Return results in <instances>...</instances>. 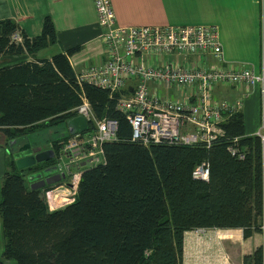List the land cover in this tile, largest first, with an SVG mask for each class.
<instances>
[{
  "label": "trees",
  "instance_id": "16d2710c",
  "mask_svg": "<svg viewBox=\"0 0 264 264\" xmlns=\"http://www.w3.org/2000/svg\"><path fill=\"white\" fill-rule=\"evenodd\" d=\"M17 29L21 41L12 38ZM55 41L49 16L33 36L15 19L0 18V55L31 56L0 64L5 144L12 147L16 137L61 122L64 127L50 140L54 149L71 135L63 129L77 115L81 88L97 117L117 119V139L103 143L104 162L82 171L75 199L54 210L46 207L42 188H30L26 178L54 158L18 168L9 150L0 185L3 258L16 264H182L186 231L240 228L243 238L263 235L262 243L242 255V264H264V143L258 134L245 133L242 111L220 123L224 132L208 147L130 140V124L116 107L120 91L110 96L77 82L68 58L76 47L36 55ZM235 136L242 158L227 149ZM203 160L209 161L208 179L193 177Z\"/></svg>",
  "mask_w": 264,
  "mask_h": 264
},
{
  "label": "built area",
  "instance_id": "2783aa9c",
  "mask_svg": "<svg viewBox=\"0 0 264 264\" xmlns=\"http://www.w3.org/2000/svg\"><path fill=\"white\" fill-rule=\"evenodd\" d=\"M92 1L104 58L76 71V80L80 86L85 82L107 90L110 96L120 91L116 107L130 124V140L145 145L202 143L208 147L223 134L220 123L241 110L251 86H260L263 99V48L257 70L234 64L224 56L215 23L119 24L111 0ZM260 2L264 8V0ZM12 38L21 41L23 35L17 29ZM218 86L234 87L240 93L232 99L216 98ZM78 95L74 109L85 118L86 127L60 139L53 149L52 165L64 176L42 187L49 210L75 199L82 171L104 162L103 143L117 139V119L97 117L82 88ZM257 134L263 144L264 131ZM238 139L235 136L227 149L242 158L245 153ZM208 175V160L192 170L195 178L208 179Z\"/></svg>",
  "mask_w": 264,
  "mask_h": 264
},
{
  "label": "crops",
  "instance_id": "0c3cea01",
  "mask_svg": "<svg viewBox=\"0 0 264 264\" xmlns=\"http://www.w3.org/2000/svg\"><path fill=\"white\" fill-rule=\"evenodd\" d=\"M111 2L115 20L119 24L215 23L219 28L225 58L234 64L253 66L256 70L259 67L260 62L256 64L258 38L250 30L252 25L249 24L250 27L248 28L244 25L243 32L239 30L236 40L232 32L224 36L219 24L215 21L218 16L217 12L220 15L229 12V8L226 5L228 0H111ZM237 2L238 4L246 2L253 6L258 3V0H237ZM45 16H49L53 22L56 41L38 50L36 52L38 57L50 56L57 51H65L68 48L76 47L68 55L69 62L75 71L80 70L88 64H96L103 60L104 45L100 38V29L97 26L96 11L92 0H0V18L11 17L15 19L18 26L28 36L40 33ZM21 57L26 59L31 58L30 55L26 54L23 56L2 54L0 55V64L16 61ZM219 87L222 86H218L214 90L216 98L226 97L231 99V91L232 93L234 92V96L240 93L234 87L223 86L224 91L216 95L218 92H216V89ZM263 101L260 86H251L241 108L245 133L257 134L258 131H264V127H261L262 123L264 124V111L261 112ZM5 141L6 136L0 129V185L4 169H6V155L9 153V150L12 151V147L6 145ZM12 142H10V146ZM233 229H239V232H234L235 240L239 239V237L240 239L247 240L259 234L260 242L256 245L262 243L263 235L261 232H254L251 236L243 238L242 235L239 236V233H241L240 228ZM190 237L186 238V235L184 237L183 253L188 250L186 244H189V242H186V240H191ZM2 249L3 235L0 218V264H16L12 259L3 258ZM250 251H246L245 253ZM243 254L244 252L240 256V261L234 264H242Z\"/></svg>",
  "mask_w": 264,
  "mask_h": 264
},
{
  "label": "rangeland",
  "instance_id": "374dc122",
  "mask_svg": "<svg viewBox=\"0 0 264 264\" xmlns=\"http://www.w3.org/2000/svg\"><path fill=\"white\" fill-rule=\"evenodd\" d=\"M226 5L229 8V12L221 15L217 12L218 16L215 19L219 24L222 34L226 36L228 33L232 32L234 39L237 40L239 30H242L243 32L244 25L248 28L250 27L249 24H251L252 27L250 30L253 34H256L258 38L256 55V64H258V62H260L262 48H264V9L262 3L258 0V3L252 6L246 2L238 4L237 0H228ZM207 17H209V15H207ZM228 17H230V19H228ZM223 89V86L217 88L216 92H218L216 95H218L219 92L222 93L224 91ZM230 94L232 95L230 97L233 98L234 92L232 93L231 91ZM263 111L264 101L263 106H261V112ZM62 127H64V123L59 122L52 127L42 126L26 135L16 137L17 140L13 141L15 140L13 139V143L11 144L12 147L14 146L12 151L14 150L13 154L15 158L28 152H36L47 146L50 147V140L56 138L58 135L55 130L62 129ZM26 144H29L27 148L19 150L20 147ZM222 230L234 234V232L239 229L196 228L186 232V238L191 236V240H186L189 244H186L188 250L183 253L182 264H234L240 261V256L243 252L245 253L249 250L252 251L253 246L260 242L259 234H256L247 240L240 239V237L235 240V235L231 237H221L218 233ZM239 234V236H241V233Z\"/></svg>",
  "mask_w": 264,
  "mask_h": 264
},
{
  "label": "water",
  "instance_id": "95a60500",
  "mask_svg": "<svg viewBox=\"0 0 264 264\" xmlns=\"http://www.w3.org/2000/svg\"><path fill=\"white\" fill-rule=\"evenodd\" d=\"M86 123L87 122L85 118L82 115L77 114L67 120L68 128L66 127L63 132L68 131L70 133H73L77 129L85 128ZM27 146H29V144H26L20 147L19 150L27 148ZM13 148L14 146L12 147V149ZM53 154L54 152L52 148H45V149L38 150L36 152H28V153L22 154L18 156L17 158H15V162L18 168H24V167L33 165L37 162L48 160L49 158L53 156ZM41 169L32 171L26 175V178L30 183V188L32 189L40 188L44 186L45 184H50L52 182H55L64 176L63 172H57V166L55 165L48 166L44 168L43 170ZM41 196H42V192H41Z\"/></svg>",
  "mask_w": 264,
  "mask_h": 264
},
{
  "label": "flooded vegetation",
  "instance_id": "af4514ba",
  "mask_svg": "<svg viewBox=\"0 0 264 264\" xmlns=\"http://www.w3.org/2000/svg\"><path fill=\"white\" fill-rule=\"evenodd\" d=\"M66 127L68 128V126H67V125H66ZM66 127H65V128H66ZM65 128H64V129H65ZM64 129H63V131H64ZM67 132H68V131H67ZM45 148H50V147H49V146H47V147H44L43 149H45ZM44 161H48V160H44ZM44 161H43V163H45ZM46 163H47V162H46ZM46 163H45V164H46ZM51 165H52V163H50V164H48V165L44 166V167H43V169H44V168H46V167H48V166H51ZM43 169H41V170H43ZM45 185H46V184H45Z\"/></svg>",
  "mask_w": 264,
  "mask_h": 264
}]
</instances>
